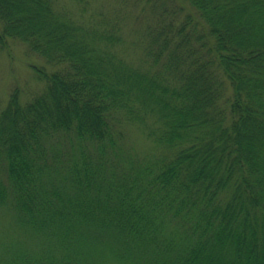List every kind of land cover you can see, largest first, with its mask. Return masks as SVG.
<instances>
[{
  "label": "trees",
  "instance_id": "1",
  "mask_svg": "<svg viewBox=\"0 0 264 264\" xmlns=\"http://www.w3.org/2000/svg\"><path fill=\"white\" fill-rule=\"evenodd\" d=\"M71 1L0 0L1 44L57 66L0 110V264H264V0H179L139 63L124 19Z\"/></svg>",
  "mask_w": 264,
  "mask_h": 264
},
{
  "label": "rangeland",
  "instance_id": "2",
  "mask_svg": "<svg viewBox=\"0 0 264 264\" xmlns=\"http://www.w3.org/2000/svg\"><path fill=\"white\" fill-rule=\"evenodd\" d=\"M179 0H94L85 12L86 19L93 17H121L124 19V34L127 47L122 49L125 57L139 63L141 50L134 45L137 35L147 22L155 19L161 10L170 12ZM71 11H77L78 6L71 0H66ZM189 9H184L178 14L183 17ZM101 14V15H99ZM1 27V23H0ZM35 66L45 67L48 71L55 70L57 66L50 64L46 58L33 51L27 43L18 38H6V43L0 42V110L5 108L11 95L17 92L19 99L25 103L35 95L41 93L46 82L40 79L34 69ZM229 85V83H228ZM231 91V87H229ZM125 150L132 154L143 156L148 151L154 150V142L137 125L126 124L124 127ZM14 231L11 213L0 207V234Z\"/></svg>",
  "mask_w": 264,
  "mask_h": 264
}]
</instances>
